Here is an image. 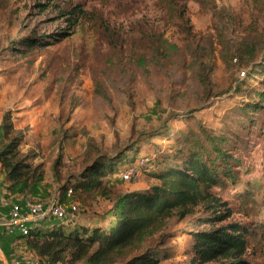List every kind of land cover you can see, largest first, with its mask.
Returning <instances> with one entry per match:
<instances>
[{
  "label": "rangeland",
  "instance_id": "374dc122",
  "mask_svg": "<svg viewBox=\"0 0 264 264\" xmlns=\"http://www.w3.org/2000/svg\"><path fill=\"white\" fill-rule=\"evenodd\" d=\"M155 1L0 0V121L5 112H12L16 127L26 133L24 151L37 150V162L44 163L46 169V180L34 189L30 200L60 202V186L84 167L82 155L89 139L110 150L117 139L120 143L139 140L142 132L164 125L172 135L198 129L199 124L214 132L228 133L225 127L232 133L242 132L238 123L237 129L231 126V120L238 119L239 106L257 98L234 94L241 71L235 54L243 39H260L264 43V4L255 8L253 0H184L191 32H180L166 22ZM74 9L81 13L76 24H71L68 19L72 15L61 14ZM215 11L235 15L241 24L225 28ZM107 29L119 39L115 41L118 46L110 43ZM142 29L165 33L172 60L166 63V69L150 66L147 79L141 67L134 68L132 83L122 85L119 68L132 53L139 56L144 52L136 42ZM61 32L67 33L65 39H50L43 48L21 43L23 37L59 38ZM226 48L229 54L224 60ZM202 64L212 66L213 94L198 99L202 92L198 68ZM261 82L252 84L251 91ZM255 119L259 124L252 128V134L231 147L240 159L237 182L215 191L238 211V206L245 209L243 203H238L237 194L246 184L257 183L262 190L255 193L257 203L251 204L253 208L246 209L248 216L235 212L227 222H264V213L259 212L264 195V111ZM174 139L163 134L150 144L140 141L134 160L147 157L155 165L159 157L175 148ZM245 140L247 147L243 145ZM60 155L58 178L54 165ZM106 182L120 192L146 190L153 183L145 175L136 183H125L119 174L111 175ZM64 203L79 204L68 197ZM110 207L103 199L89 207L79 204L78 222L89 227L106 226L112 219ZM195 212L196 216L202 215L200 207ZM191 221L190 216L184 220L175 216L167 219L150 239L155 241L162 234L170 236L175 255L164 264H185L192 256L187 253L193 244L189 236ZM258 232L257 240L263 239L259 245L264 246V236H260L263 231ZM261 248L258 251L264 254Z\"/></svg>",
  "mask_w": 264,
  "mask_h": 264
},
{
  "label": "trees",
  "instance_id": "16d2710c",
  "mask_svg": "<svg viewBox=\"0 0 264 264\" xmlns=\"http://www.w3.org/2000/svg\"><path fill=\"white\" fill-rule=\"evenodd\" d=\"M253 3L255 8H260L264 0H253ZM155 5L169 25L178 27L180 32H191L188 31L190 21L186 1L156 0ZM80 13V10L74 9L70 13H62L61 17L71 14L68 21L76 24ZM214 15L225 28L241 24L235 15L216 11ZM141 31L136 42L141 49L144 48V52L139 56L132 53L119 68L122 85L132 83L134 73L131 70L134 68L141 67L147 79L151 73L150 66L152 69L157 66L166 69V63L172 60L164 32ZM105 32L110 43L118 46L115 41L119 39L114 33L108 29ZM58 36L23 37L21 43L43 48L50 39L54 42L65 39L67 33L61 32ZM244 40L235 54L241 71L239 82L233 88L234 94L258 100L251 99L239 106L238 119L231 120V126L237 129L238 123L242 132L232 133L229 127H225L228 133L225 130L214 132L199 124L198 129L178 131L172 135L164 125L151 132H142L139 140L120 143L117 139L110 150L89 139L82 155L84 167L60 186L63 194L60 202L64 203L69 190H72L71 198L83 207L95 205L103 199L111 203L112 219L102 227H89L79 222L46 221L29 235L17 237L40 264H164L175 255V248L169 243L170 236L162 234L155 241L150 239L162 228L165 220L174 216L179 220L192 217L189 236L193 244L187 252L192 256L185 264H260L264 260V254L258 251L264 247L259 245L263 239L257 240L258 230L261 229L263 233L260 236H264V222L259 225L252 221L227 222L235 212L248 216L246 209L253 208V202L257 203L254 195L262 190L261 186L246 184L245 189L237 194L238 203H243L245 209L238 206V211L215 191L237 182L240 159L231 147L236 141L244 140L246 134H252V128L259 124L255 116L264 111V43L260 39ZM9 50L7 47L6 51ZM226 50L224 60L229 54ZM211 71L213 69L209 64L198 68L202 89L198 99L210 98L213 94ZM261 80L262 84L251 91L252 84L256 85ZM98 92H101L99 86ZM163 134L175 138V148L157 159L153 171L144 172L153 181L148 189L120 192L108 185V177L120 174L137 160L133 156L139 152L140 141L150 144L152 139ZM25 142V131L16 127L11 111L5 112L0 121V169L4 175L0 188L5 189L7 197L30 199L34 189L46 180L45 165L37 162L40 154L33 148L24 151L22 146ZM243 143L247 147V141ZM61 162L62 155L54 165L58 178ZM199 207L202 215L196 216L195 210ZM259 212L264 213V195Z\"/></svg>",
  "mask_w": 264,
  "mask_h": 264
},
{
  "label": "built area",
  "instance_id": "2783aa9c",
  "mask_svg": "<svg viewBox=\"0 0 264 264\" xmlns=\"http://www.w3.org/2000/svg\"><path fill=\"white\" fill-rule=\"evenodd\" d=\"M153 160L139 157L130 166L125 167L119 174L125 183L138 182L145 171H153ZM2 195H6L4 188H0ZM67 197H72L69 190ZM79 204L66 205L61 202H42L30 199H18L10 204L9 215L0 220V240L4 237H22L41 227L46 221L56 220L60 223L78 222ZM0 264H24L20 258L4 259L0 254ZM25 264H40L37 258H29Z\"/></svg>",
  "mask_w": 264,
  "mask_h": 264
},
{
  "label": "crops",
  "instance_id": "0c3cea01",
  "mask_svg": "<svg viewBox=\"0 0 264 264\" xmlns=\"http://www.w3.org/2000/svg\"><path fill=\"white\" fill-rule=\"evenodd\" d=\"M3 180H4V175L0 174V184L3 182ZM16 200H18V198L7 197L6 195L0 194V220L6 219L8 217L10 210V206H8V203ZM92 227H102V226L93 225ZM0 254L4 259L10 261L15 258H20L24 261V264L25 261L28 260L29 258H36V256L33 253L29 252L26 249V247L22 245L20 241H18L17 237H9V236L8 237L6 236L2 240H0Z\"/></svg>",
  "mask_w": 264,
  "mask_h": 264
}]
</instances>
